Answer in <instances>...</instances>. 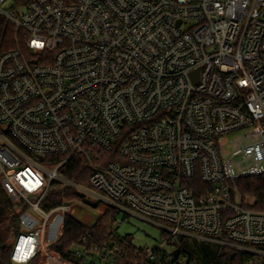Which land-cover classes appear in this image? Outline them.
I'll return each instance as SVG.
<instances>
[{
  "label": "built area",
  "instance_id": "obj_1",
  "mask_svg": "<svg viewBox=\"0 0 264 264\" xmlns=\"http://www.w3.org/2000/svg\"><path fill=\"white\" fill-rule=\"evenodd\" d=\"M14 1L0 0L18 34L0 54V183L22 224L12 262H60L51 246L82 201L43 208L59 181L162 227L131 264H198L177 254L182 236L264 264V210L237 185L264 175V0ZM75 156L89 188L60 172ZM89 239L85 264H125L126 243Z\"/></svg>",
  "mask_w": 264,
  "mask_h": 264
},
{
  "label": "trees",
  "instance_id": "obj_2",
  "mask_svg": "<svg viewBox=\"0 0 264 264\" xmlns=\"http://www.w3.org/2000/svg\"><path fill=\"white\" fill-rule=\"evenodd\" d=\"M18 34L16 28L6 18L0 17V54L10 48L16 46ZM59 157L47 158L48 162L57 164ZM60 172L64 177L71 181H76L84 187L90 186L91 165L83 156H75L68 163L60 168ZM239 191L247 198L254 200L253 208L264 210V175L241 178L238 181ZM74 201H82L79 194L68 187L65 189L51 188L48 196L43 202V208L51 209L63 203H74ZM0 229L3 222L9 225V238L13 232L11 222L14 221V202L5 193L0 183ZM78 205V204H77ZM118 211L114 208H107L96 220L94 224L87 225L71 216L66 218V226L63 235L58 243L51 246L53 252L61 256L60 262L53 259L42 261V257L38 256L31 260L28 264H85V258L77 255L76 248L81 242L83 236L90 237L89 241L97 244L100 249L111 246L115 242L126 243V251L128 255L119 257V260L125 264H131V261L137 260L139 257L147 258L141 247L135 246L131 238L128 236H120L117 233L116 218ZM17 235L20 233L19 228H15ZM1 232V231H0ZM1 234V233H0ZM2 239L4 240V236ZM0 247V264H14L11 260V248L8 242ZM177 254L180 257H188L198 264H245L242 252L234 247L220 246L215 243H208L200 239H194L187 236L179 237L175 243ZM91 250V248L89 249Z\"/></svg>",
  "mask_w": 264,
  "mask_h": 264
},
{
  "label": "rangeland",
  "instance_id": "obj_3",
  "mask_svg": "<svg viewBox=\"0 0 264 264\" xmlns=\"http://www.w3.org/2000/svg\"><path fill=\"white\" fill-rule=\"evenodd\" d=\"M16 2L14 0H7L4 7L9 9L14 7ZM8 5V6H7ZM64 182H54L53 188H68ZM92 197L87 196L86 198H82V202L80 203L81 207H78L76 204L73 205V210L68 213V216L76 218L80 222H83L87 225L94 224L96 220L105 213L107 206L100 204H96L95 206L92 202ZM248 200L253 201V199L249 198ZM73 204V203H72ZM19 206L14 205V221L11 222V226L13 228V232L9 238V225L7 222H3L1 235L4 236L5 242L9 244L12 248L15 243V238L17 236V232L15 228H19V232L22 230V224L20 223V210ZM117 233L118 235L128 236L131 238L133 244L135 246L140 247H157L162 239V227L153 220L144 219L140 214L136 215H124L123 213L118 216V222L116 223Z\"/></svg>",
  "mask_w": 264,
  "mask_h": 264
},
{
  "label": "water",
  "instance_id": "obj_4",
  "mask_svg": "<svg viewBox=\"0 0 264 264\" xmlns=\"http://www.w3.org/2000/svg\"><path fill=\"white\" fill-rule=\"evenodd\" d=\"M1 209H2V206L0 205V212L2 211ZM3 244H4V240L2 239V236L0 234V247H2Z\"/></svg>",
  "mask_w": 264,
  "mask_h": 264
},
{
  "label": "flooded vegetation",
  "instance_id": "obj_5",
  "mask_svg": "<svg viewBox=\"0 0 264 264\" xmlns=\"http://www.w3.org/2000/svg\"><path fill=\"white\" fill-rule=\"evenodd\" d=\"M2 229H0V231H1Z\"/></svg>",
  "mask_w": 264,
  "mask_h": 264
}]
</instances>
